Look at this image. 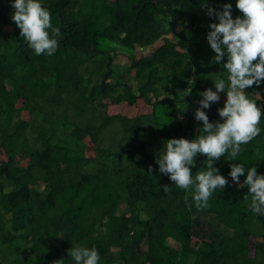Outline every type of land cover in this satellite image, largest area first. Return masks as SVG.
<instances>
[{
  "label": "trees",
  "instance_id": "obj_1",
  "mask_svg": "<svg viewBox=\"0 0 264 264\" xmlns=\"http://www.w3.org/2000/svg\"><path fill=\"white\" fill-rule=\"evenodd\" d=\"M12 2L0 0V264H75L73 245L95 247L99 264H264V216L239 186L247 172L239 184L229 176L231 163L264 175V116L235 160L214 162L228 185L207 208L156 163L168 139L192 140L203 127L199 93L227 76L226 57L211 63L207 34L219 21L205 4L230 3L235 19L236 0H39L62 33L52 56L28 47ZM118 56L128 63L114 64ZM246 95L264 112V81ZM219 96L204 109L213 123ZM206 160L196 158L193 178Z\"/></svg>",
  "mask_w": 264,
  "mask_h": 264
},
{
  "label": "clouds",
  "instance_id": "obj_2",
  "mask_svg": "<svg viewBox=\"0 0 264 264\" xmlns=\"http://www.w3.org/2000/svg\"><path fill=\"white\" fill-rule=\"evenodd\" d=\"M11 7L15 12L11 19L21 30L28 47L35 55L52 56L59 47L62 36L59 27H54L50 11L39 0H13ZM207 15L218 19L211 23L207 41L215 52L211 63H223L226 78H217L214 82L216 91L206 89L199 95L203 98L195 112V119L203 123L199 134L192 140L172 138L166 141L157 155L158 172L169 176L173 184L182 190H193L192 200L198 210L209 206V199L217 190L223 191L228 180L213 167L215 161L225 154L235 160L249 144L261 133L259 127L264 116L261 107L246 95V89L259 86L264 81V0H236V8L242 13L233 19L232 5L226 3L222 10L209 7ZM226 92V102L219 108L222 122H210L204 109H209L210 102L220 100L219 93ZM199 155L207 157L206 171H200L193 178L191 168ZM229 176L239 184V178L247 172L243 184L249 192L245 200L251 197L249 209L255 216H264V175H258L254 166L246 169L243 164L231 163ZM150 165L148 174L152 175ZM163 192L170 194L169 185H162ZM187 202V197L185 198ZM68 255L75 264H99L100 254L95 247L87 248L73 245ZM61 260L54 264H60Z\"/></svg>",
  "mask_w": 264,
  "mask_h": 264
},
{
  "label": "rangeland",
  "instance_id": "obj_3",
  "mask_svg": "<svg viewBox=\"0 0 264 264\" xmlns=\"http://www.w3.org/2000/svg\"><path fill=\"white\" fill-rule=\"evenodd\" d=\"M168 41H170V35H167V36H164L163 38H161L160 39V42H168ZM141 53V51L140 50H137V52H136V54L138 55V54H140ZM147 53V52H146ZM145 53V54H146ZM144 54V53H143ZM114 64H116V65H118V66H120V65H122V64H127L128 62H127V60L125 59V58H122V57H120V56H118V57H115V59H114ZM97 64H93L92 66H91V69L92 68H94L95 66H96ZM85 84H83V86H84ZM80 98L81 97H79L78 98V100H80ZM104 102L105 103H107L108 101L107 100H104ZM137 106L138 107H142V104H141V102L140 101H137ZM135 109H137V108H135ZM135 109H129V108H127V109H125V112H130V114L131 113H134L135 112ZM60 111L62 110V109H59ZM101 112H102V108H100L99 109ZM109 113H115V112H117L118 110H116L115 109V107H112V106H110L109 108H107L106 109ZM67 116H68V118L69 119H74L75 121H78V119L77 118H74V111L73 110H70V111H68L67 112V114H66ZM88 115H89V112L88 111H85V113H84V117H83V119H86L87 117H88ZM96 121H97V119H96ZM108 125H112V126H116V125H118V123H116V122H111L110 124H108ZM104 131V130H103ZM102 136H103V138H104V141L103 142H106L107 140H110V136H111V133H107V132H103L102 133ZM0 157H2V155H0ZM253 239H251L250 240V247H253ZM111 250H114V249H111ZM114 264H121L120 262H116V263H114Z\"/></svg>",
  "mask_w": 264,
  "mask_h": 264
}]
</instances>
